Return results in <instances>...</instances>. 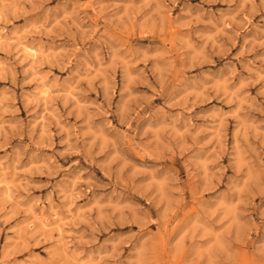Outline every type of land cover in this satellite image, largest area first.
<instances>
[{
	"label": "rangeland",
	"instance_id": "rangeland-1",
	"mask_svg": "<svg viewBox=\"0 0 264 264\" xmlns=\"http://www.w3.org/2000/svg\"><path fill=\"white\" fill-rule=\"evenodd\" d=\"M167 8L154 33L142 0H0V264H264V3ZM189 8L236 36L193 54L216 93L168 110L173 130L169 84L119 45L171 52Z\"/></svg>",
	"mask_w": 264,
	"mask_h": 264
},
{
	"label": "clouds",
	"instance_id": "clouds-1",
	"mask_svg": "<svg viewBox=\"0 0 264 264\" xmlns=\"http://www.w3.org/2000/svg\"><path fill=\"white\" fill-rule=\"evenodd\" d=\"M178 0H142V4L146 6L147 10L136 21V29L138 32H154L162 33L168 26V8L169 3L175 4ZM187 2V0H186ZM235 2V0H233ZM264 3V0H261ZM119 19V18H118ZM173 25L177 29V47L171 52L167 49H162L159 44H156L152 39L148 43L143 41H131L121 43L119 48L121 56L127 57L128 61L135 63H142L143 69L139 71L145 76H155L156 80L163 84L167 82L168 88V102L165 108H161L160 113L165 116H171L172 119L166 121L162 126L164 128L171 127L173 130L177 124L181 123L182 113L168 110H175L183 108L184 112L188 111L187 103L191 95H203L205 98L213 96L216 93V86L213 82L215 73L212 67L200 66L198 70L197 65L193 62L192 56L195 52L206 53L209 57L216 55V50L221 47L226 40L235 42L236 30H232V35L227 33V25L223 21H214L211 18H206L204 13L192 15L191 8L187 13L181 10V16L173 18ZM220 25H223L222 27ZM212 33V38L206 34ZM264 60V57H261ZM208 65H212V61H207ZM182 67L184 72L176 75V68ZM193 69V71H189ZM264 79V77H261ZM179 98V99H177ZM186 121L185 129L191 127V119L184 118ZM184 134H182L183 138ZM167 139V138H166ZM175 140V136L172 137ZM191 139V143H189ZM185 149H196L194 138L188 137L184 139ZM195 156V151L192 152ZM152 167V165H146ZM232 177H225L226 183L230 186ZM180 189V182L177 180L171 191L176 192ZM86 194V193H85ZM112 197L119 199L121 196L131 198L130 193H119L113 191L110 194ZM217 196L220 193L216 194ZM228 193L225 192V198ZM111 211V209H109ZM159 211V210H158Z\"/></svg>",
	"mask_w": 264,
	"mask_h": 264
},
{
	"label": "bare ground",
	"instance_id": "bare-ground-1",
	"mask_svg": "<svg viewBox=\"0 0 264 264\" xmlns=\"http://www.w3.org/2000/svg\"><path fill=\"white\" fill-rule=\"evenodd\" d=\"M32 51V50H31Z\"/></svg>",
	"mask_w": 264,
	"mask_h": 264
}]
</instances>
